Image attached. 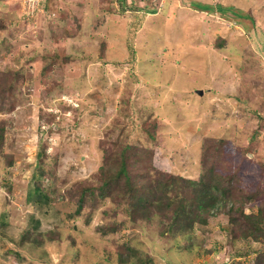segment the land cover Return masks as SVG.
Segmentation results:
<instances>
[{
    "label": "rangeland",
    "instance_id": "obj_1",
    "mask_svg": "<svg viewBox=\"0 0 264 264\" xmlns=\"http://www.w3.org/2000/svg\"><path fill=\"white\" fill-rule=\"evenodd\" d=\"M36 2L0 0V264H117L126 240L154 264H255L264 235L232 238L224 214L162 237L108 198L79 211L73 200L114 139L143 143L156 166L193 178L204 135L229 141L238 182L264 200V0ZM153 118L157 142L141 128ZM35 184L48 195L42 211L27 201ZM31 213L43 245L20 241Z\"/></svg>",
    "mask_w": 264,
    "mask_h": 264
},
{
    "label": "trees",
    "instance_id": "obj_2",
    "mask_svg": "<svg viewBox=\"0 0 264 264\" xmlns=\"http://www.w3.org/2000/svg\"><path fill=\"white\" fill-rule=\"evenodd\" d=\"M191 4L207 12L226 11L219 4L211 5L200 1H192ZM43 6L45 7L44 4ZM44 10L46 12L45 8ZM46 67L48 68L47 64ZM4 91L8 92V89ZM67 106L74 107L73 109L76 107L71 104ZM54 114L49 113L51 116ZM157 124L156 118L141 122L147 138L154 142L159 137ZM227 141L220 136H202L198 173L191 178L156 166L153 148L143 143L132 144L127 140L114 139L106 150L104 162L97 168L96 182L82 184L77 190L78 194L73 200L76 211L85 206L92 207L99 200L108 198L115 202L117 210L122 209L125 212L131 224L151 222L162 237L168 232L185 233L192 230L194 225L202 227L209 217L224 214L231 224L232 238L255 232L254 237L257 240V235H264V200H259L261 190H249L246 182H238L234 159L236 152ZM37 167L40 168L41 165L38 164ZM43 175L42 170L39 173L34 172L35 178ZM39 188L40 185H33V189L27 193V201H33L36 209L42 211L48 195ZM253 197L258 200V210L256 213H247L244 204ZM28 218L20 241L27 240L32 246L47 243L44 232L38 230L40 216L31 213ZM118 228L116 222L106 224V229L110 231ZM47 236L49 239L59 240L51 230ZM69 239L73 242V237L70 236ZM120 247L124 249L119 251V257L115 260L117 264L121 263V257H125L132 264H142V261L144 264H154L152 253L143 251L132 240H126ZM253 260L255 264H264V251L258 250Z\"/></svg>",
    "mask_w": 264,
    "mask_h": 264
},
{
    "label": "built area",
    "instance_id": "obj_3",
    "mask_svg": "<svg viewBox=\"0 0 264 264\" xmlns=\"http://www.w3.org/2000/svg\"><path fill=\"white\" fill-rule=\"evenodd\" d=\"M37 2L36 3H38L40 0H36Z\"/></svg>",
    "mask_w": 264,
    "mask_h": 264
},
{
    "label": "bare ground",
    "instance_id": "obj_4",
    "mask_svg": "<svg viewBox=\"0 0 264 264\" xmlns=\"http://www.w3.org/2000/svg\"><path fill=\"white\" fill-rule=\"evenodd\" d=\"M207 64V63H206Z\"/></svg>",
    "mask_w": 264,
    "mask_h": 264
}]
</instances>
